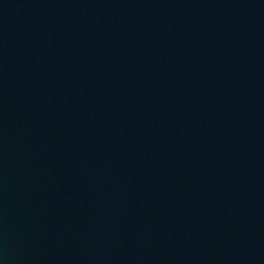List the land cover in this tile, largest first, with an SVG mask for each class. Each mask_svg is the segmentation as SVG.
<instances>
[{
  "label": "water",
  "instance_id": "1",
  "mask_svg": "<svg viewBox=\"0 0 264 264\" xmlns=\"http://www.w3.org/2000/svg\"><path fill=\"white\" fill-rule=\"evenodd\" d=\"M0 264H264V0H0Z\"/></svg>",
  "mask_w": 264,
  "mask_h": 264
}]
</instances>
